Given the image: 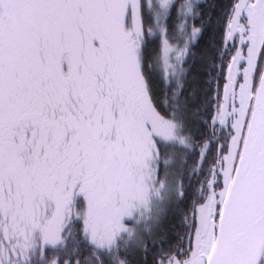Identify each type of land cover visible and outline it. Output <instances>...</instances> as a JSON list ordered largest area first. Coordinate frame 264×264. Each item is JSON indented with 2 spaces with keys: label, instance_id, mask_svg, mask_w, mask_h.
<instances>
[{
  "label": "snow or ice",
  "instance_id": "6c2138e0",
  "mask_svg": "<svg viewBox=\"0 0 264 264\" xmlns=\"http://www.w3.org/2000/svg\"><path fill=\"white\" fill-rule=\"evenodd\" d=\"M0 264H264V0H0Z\"/></svg>",
  "mask_w": 264,
  "mask_h": 264
}]
</instances>
